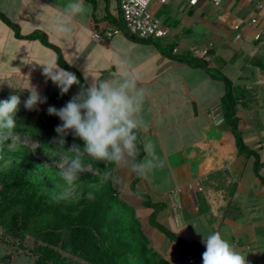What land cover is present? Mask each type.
<instances>
[{
  "label": "crops",
  "instance_id": "0c3cea01",
  "mask_svg": "<svg viewBox=\"0 0 264 264\" xmlns=\"http://www.w3.org/2000/svg\"><path fill=\"white\" fill-rule=\"evenodd\" d=\"M120 1L84 0L87 13L75 17L71 33L62 35L53 24L69 0H0V14L12 22L0 16V100L18 95L24 107L30 86L47 98L28 110L29 122L18 124L12 137L32 136L46 144L57 136L61 121L47 108L63 107L82 86L60 95L44 75V67L69 71L60 58L86 87L131 74L146 93L142 117L148 126L140 130L142 142L151 141L165 161L163 168L141 177L137 189L164 203L175 216L168 217L172 230L198 244L202 253L203 239L219 232L248 264H264V0H151L168 35L140 42L119 29L96 39L94 30L123 22ZM183 56L203 58L207 65ZM216 71L231 82L236 130L249 152L240 150L223 110L218 121L212 119V107L221 106L228 90L213 75ZM65 139L80 141L71 133ZM44 149L69 150L56 144ZM113 172L116 186L125 182L130 188L134 172L116 166ZM154 238L156 243L166 240ZM188 248L189 263L195 264L194 249Z\"/></svg>",
  "mask_w": 264,
  "mask_h": 264
},
{
  "label": "trees",
  "instance_id": "16d2710c",
  "mask_svg": "<svg viewBox=\"0 0 264 264\" xmlns=\"http://www.w3.org/2000/svg\"><path fill=\"white\" fill-rule=\"evenodd\" d=\"M0 16L12 24L5 15ZM117 27L133 40H154L136 37L128 31L124 20ZM42 38L47 43L46 38ZM183 57L189 63L207 65L203 58ZM59 63L79 77L66 61L60 58ZM213 75L222 78L228 86L221 101L223 115L236 132L240 150L249 152L236 130L231 82L221 71ZM79 80L86 87L81 78ZM30 116V112L20 104L17 125L28 123ZM137 135L139 159H142L144 151L140 131ZM74 143L83 147L82 141L66 142L65 146L69 149ZM52 145L51 142H42L32 147L14 137L0 145V228L3 236L14 239L20 247L26 238L31 239L29 251L36 257V264H170L166 256L151 246V239L136 216V208L122 199L114 188L115 165L83 155L82 162L90 163L94 171L85 168L80 175L75 184V199H58L66 185L60 176L61 166L48 154L51 152L44 149ZM63 152L69 159L74 155L68 150ZM108 170L112 172L111 178L101 182L100 173ZM140 178L134 175L130 190L143 199L145 207L152 209L148 222L170 241L182 247H192L191 262L199 264L201 248L196 243L187 242L158 219L164 203L153 202L148 193L137 189L136 183ZM88 193H92L94 199H88Z\"/></svg>",
  "mask_w": 264,
  "mask_h": 264
},
{
  "label": "clouds",
  "instance_id": "9594fccd",
  "mask_svg": "<svg viewBox=\"0 0 264 264\" xmlns=\"http://www.w3.org/2000/svg\"><path fill=\"white\" fill-rule=\"evenodd\" d=\"M87 11L84 0H69L61 18L53 24L54 31L62 35L70 34L73 19L85 15ZM44 75L57 86L60 95L67 94L73 85H81L74 73L62 68L49 70L44 67ZM28 92L29 96L23 102L25 109L35 110L39 104L46 103L47 98L42 97L34 86H30ZM145 99L146 93L138 86L136 77L126 73L115 80H97L87 87L81 86L63 107L47 108L48 115H54L61 121L55 128L57 136L51 143L63 148L65 137L71 133L83 144L82 148L72 144L68 151L74 153L73 157L61 165L60 176L66 187L58 199L76 198L75 184L85 172L82 162L85 154L117 168H128L139 177L165 166L151 141L144 142L145 155L139 159L137 133L148 126L142 117ZM20 104L18 95L0 100V145L14 133ZM111 176V170L100 173V181L104 182ZM88 199H94L92 193H88ZM202 243L205 245L202 264H248L246 256L235 251L219 232L208 235Z\"/></svg>",
  "mask_w": 264,
  "mask_h": 264
},
{
  "label": "rangeland",
  "instance_id": "374dc122",
  "mask_svg": "<svg viewBox=\"0 0 264 264\" xmlns=\"http://www.w3.org/2000/svg\"><path fill=\"white\" fill-rule=\"evenodd\" d=\"M17 137V136H16ZM21 137V136H20ZM18 137V138H20ZM22 138V137H21ZM23 142L30 144L32 147H35L39 144L37 138L32 136H23ZM50 156L55 159V163L58 165H62L66 160H70L69 156L65 154L63 151H50ZM86 169H90L92 171L93 168L90 163H83ZM114 178V176H113ZM114 180V179H113ZM114 188L117 190L119 196L126 200L128 203L133 205L136 208V216L139 217L141 222L143 223L144 229L146 234L151 239L154 248L159 250L164 256H166L170 261L171 264H190L189 263V255L192 252L191 248L182 247L179 244L170 241L163 232H161L157 227L151 225L148 222L149 214L151 213L152 209L145 207L143 205V199L135 194H133L129 188L127 183H119L117 186L113 182ZM153 198H163L167 199V196L152 194ZM159 220L163 222L167 227L171 229H175L172 224L171 218L174 215L169 214L168 208L165 207L158 212L157 215ZM175 217V216H174ZM181 231V229H180ZM2 229L0 228V264H36L33 253L29 251V248L32 247V240L26 238L24 240L23 247H20L19 244L14 242V239L3 236ZM159 235L163 239H166L167 242H159L156 243L154 236ZM151 244V245H152ZM170 245V246H169ZM7 256V257H6ZM10 260H9V258Z\"/></svg>",
  "mask_w": 264,
  "mask_h": 264
},
{
  "label": "built area",
  "instance_id": "2783aa9c",
  "mask_svg": "<svg viewBox=\"0 0 264 264\" xmlns=\"http://www.w3.org/2000/svg\"><path fill=\"white\" fill-rule=\"evenodd\" d=\"M216 4L220 0H213ZM151 0H121L120 6L123 14V20L130 33L139 38L156 39L169 34V28L154 14L150 8ZM194 3L196 0H190ZM118 27H111L105 31L96 29L93 36L96 39L102 38L103 34L110 36L118 31ZM222 115V109L219 104L211 109V116L214 121H218ZM172 194V192H171Z\"/></svg>",
  "mask_w": 264,
  "mask_h": 264
}]
</instances>
